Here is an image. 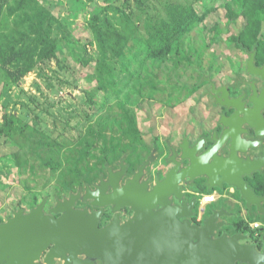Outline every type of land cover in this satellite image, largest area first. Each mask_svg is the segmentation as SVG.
Here are the masks:
<instances>
[{
	"label": "water",
	"instance_id": "obj_1",
	"mask_svg": "<svg viewBox=\"0 0 264 264\" xmlns=\"http://www.w3.org/2000/svg\"><path fill=\"white\" fill-rule=\"evenodd\" d=\"M225 138L231 139V146L240 141L225 129L221 139L213 136L215 144L201 154L202 141L190 147L185 138L170 146L167 161L174 166L155 182L147 170L155 153L128 177L122 158V169L109 166L108 177L102 175L95 189L87 184L85 193L79 189L63 199L56 197L48 211L47 197L29 211L14 210L0 222V264H55L56 259L65 264H91L95 259L128 264L139 262L142 246L143 264H264V235L262 249L249 242L247 232L230 235L224 230L217 235L228 225L229 211L223 204L213 206L202 225L191 221L197 197L189 199L186 188L194 187L198 179H205L208 190L224 192L225 184L235 188L250 211L255 206L264 216V195L257 194L247 179L264 172V157H242L233 148L229 155L222 154ZM89 199L94 206L114 205L111 224L101 228V211L75 207L78 200ZM126 206L134 210L135 222L121 224L120 211Z\"/></svg>",
	"mask_w": 264,
	"mask_h": 264
},
{
	"label": "trees",
	"instance_id": "obj_2",
	"mask_svg": "<svg viewBox=\"0 0 264 264\" xmlns=\"http://www.w3.org/2000/svg\"><path fill=\"white\" fill-rule=\"evenodd\" d=\"M201 1L170 0L159 7L155 0H137V7L142 13H134L132 0H124L121 6L108 4L100 12L90 13L87 26L93 42L89 47L77 41L81 45L77 62L84 66L94 65L93 75L104 91V99L99 104V109L103 110L109 102L118 100L121 117H115L112 125L109 124V115L89 125L87 136L80 141L79 154L73 159L74 167L61 175V196L75 191L77 186L89 181L92 175L98 176L101 171L98 165L86 172L80 170V164L91 155L95 147L96 141L90 137H99L103 142L100 149L102 153L98 157L102 165L105 159L113 158L117 153L126 150L121 147L123 139L130 141L133 152L137 151L139 143H143L136 112L134 107L129 105L133 95L157 98L162 103L176 107L199 87V83L191 86L188 83L170 81L169 87L159 88L158 82L152 81L153 86L144 93L143 72L148 79L149 66H152V69L159 68V63L171 56L177 58L175 68H181L182 64H193L184 44L195 30L201 25L204 26L207 16L218 10V7ZM197 3L201 4V9L196 7ZM226 10L229 20L236 21L241 16L244 19L240 34L231 33L233 39L240 38L241 41L251 44L258 38L264 23V0H228ZM72 30L71 23L55 12L50 2L0 0V76L3 88L20 83L35 69H40L42 74H46L54 59L60 60L59 54L63 52L62 41L71 42ZM212 30L210 41L204 43L201 51L197 53L198 64L193 65L199 66L202 55L225 34V30L218 25ZM190 46L192 52L196 51L195 45ZM145 83L148 85L149 79ZM109 125L118 127L122 134L121 139H108L106 130ZM0 135L18 144L20 149H28L25 158L23 153L22 164H30L32 154L47 148L51 153L43 163L54 173L63 166L62 162L53 160L60 156L66 142L60 146L54 141H47L44 133L15 113L7 110L3 112ZM247 179L257 194L264 195V172L256 173ZM215 190L205 189L204 192L213 194ZM36 202L35 200L34 204ZM251 219L254 222L261 221L258 216ZM236 222L239 226H244L242 231L252 228L243 219Z\"/></svg>",
	"mask_w": 264,
	"mask_h": 264
},
{
	"label": "rangeland",
	"instance_id": "obj_3",
	"mask_svg": "<svg viewBox=\"0 0 264 264\" xmlns=\"http://www.w3.org/2000/svg\"><path fill=\"white\" fill-rule=\"evenodd\" d=\"M42 1L50 2L54 11L71 23L72 40L71 42L62 41L63 52L59 54L60 60L54 59L52 67L46 70V74H42L40 69H35L25 76L20 83L7 88H3V80L0 76V122L3 112L7 110L38 128L46 135L44 138L47 141H54L60 146L66 142L60 156L55 155L57 157L53 160L54 162H62L63 166L59 168L57 173H54L43 163L48 159V154L51 153V150L47 148L32 154L30 164H22L23 153H25V158L28 149H20L18 144L13 143L6 136L0 135V220L2 221H5L7 217L13 214L14 210L20 207L30 210L39 204L44 197L48 198L47 205H51L56 196H61L63 182L61 175L74 167L73 159L79 154L80 141L87 136L86 131L89 125L106 115H109L110 125L113 124L115 117H121L118 100H112L103 110L99 109V104L104 99V91L93 75L95 72L94 65L84 66V64L77 62V59L81 52L79 43L91 47L93 42L92 34L87 26L90 13L100 12L108 4L121 6L124 0ZM155 1L159 7H162L170 0ZM172 1L186 2L187 0ZM227 1H201L204 4L208 3L209 6L218 7V10L207 16L204 26L201 25L186 40L184 47L191 58V62L198 64L197 53L201 51L204 43L210 41L213 36L212 29L218 25L222 30H225L222 38L215 42L207 53L202 55L201 64L199 66H196L197 64H182L181 68H175L177 58L175 56L166 57L159 63V68L152 69V66H149L148 85L145 83L148 82V79L143 72L144 93L153 86L152 81L153 83L158 82L159 88L169 87L170 81L188 83L191 86L198 85V83L202 85L204 84L203 69L213 65L215 70H218L219 63L224 64L223 55L235 53L230 41L231 33L235 34L242 30L244 19L241 16L236 21L229 20L226 13ZM136 2L137 0H132L134 13H142ZM196 7L201 9V4L197 3ZM143 19L145 20V17ZM190 45H195L196 51L192 52ZM157 97L159 96L157 95ZM198 98L199 94H196L190 99L183 100L176 107H171L169 104L160 102L157 98L149 99L141 95H133L129 105L134 107L136 112L142 140L153 148L157 142L160 143L170 138L177 127L185 125L186 129L191 123L195 125L201 114L198 109L199 106L195 107L194 105L195 99ZM205 99L207 100V98ZM110 125L106 130L108 139H121L122 134L118 127ZM90 138L96 141L95 147L91 155L89 154L80 164V170L86 172L89 169H95L98 165V168H101L100 174L105 172L98 159L102 153L100 149L103 142L99 137ZM121 147L126 148V150L117 153L113 157L114 159L128 154L133 149L127 139H123ZM141 149L142 146L139 143L134 154L143 152L141 157L143 159L148 150L140 151ZM147 170L149 171V169ZM98 176L92 175L91 179H96ZM222 192L218 188L215 190L218 195H221ZM35 200L37 202L34 204ZM201 203L202 206L205 205L203 201ZM258 217L262 219V215Z\"/></svg>",
	"mask_w": 264,
	"mask_h": 264
},
{
	"label": "flooded vegetation",
	"instance_id": "obj_4",
	"mask_svg": "<svg viewBox=\"0 0 264 264\" xmlns=\"http://www.w3.org/2000/svg\"><path fill=\"white\" fill-rule=\"evenodd\" d=\"M240 32L235 34L239 35ZM230 41L233 46L232 50H234L235 53L223 55L225 61L223 65L219 63L218 70H215L213 65H209L206 69H203L204 84L199 85V87L189 94L187 98L190 99L196 94H199V98L197 100L195 99L194 105L195 107L199 106L198 109L201 111V114L197 118L195 125L191 123L189 127L185 129V125L182 126L179 124L181 127H177L170 138L160 143L157 142L153 148L143 141L140 151L148 150L147 155L144 156L143 159L141 158L143 152L134 154L135 152L132 153V151H129L128 154H124L117 159L112 157L105 159L102 168L105 169V172H101L96 179L90 178V180L84 182L83 185H79L75 191H70L68 195H62L61 199L68 197L72 192H78L79 189L85 193L87 184L95 189L94 184L99 182L102 175H104L105 178L108 177L107 169L109 166L115 170L122 169L119 164L122 158H124L127 169L126 177H128L132 175L135 170L139 169L151 153H155V160L147 167V169H149V174L153 176V182H155L158 178H164L166 173L174 166L173 163L167 161L171 155L170 146H178L185 138H188L190 147L202 141L201 144L203 145V149L199 152V154H201V152L215 144L213 136H217L218 139H221L225 129H227L229 133H233L234 136H238L240 141L238 140V143L231 146V139H227L230 134L227 135V138L221 142L220 153L229 155L232 151L231 148H233V150L242 157H264V23L262 24V32L251 44L241 41L240 38L237 40L231 38ZM214 86L215 91L213 90ZM205 98H207V100ZM217 99L220 101L219 103ZM205 189L208 190L207 186H205V179H198L194 187L186 188L189 199L197 197V203L194 207L196 215L192 216L191 221L199 225H202L204 219L210 215L211 208L217 206H202V198L208 195L204 192ZM224 192L231 195L233 203L230 204L231 210L229 214L225 215L228 225L220 230L217 235H221L224 230L230 235L238 232H247L250 234L249 242L251 244H258L259 249H262L264 216H262L261 219L262 226L257 229L249 228L246 231H242L244 226H239L236 220L240 221L243 219L246 224L251 226L254 222L251 217L260 216L257 208L253 206L250 211L247 208L246 202L240 198L239 191L231 186L225 184ZM56 197L51 205H46V211L56 203ZM75 207L77 209L101 211L102 213L99 217V226L101 228L111 224L115 217L114 205L111 204L94 206L92 200L89 199L87 201L78 200ZM134 218L135 212L131 207H123L120 211L121 224L133 220ZM52 247L53 245H51L49 249ZM46 253L45 251L44 256ZM80 258L85 259L86 256L80 255ZM133 262L131 261V263L128 264H143V246L139 262ZM89 263L104 264V262L99 259H95ZM55 264H65V262L61 259H56ZM71 264L76 263L71 262ZM78 264H85V262Z\"/></svg>",
	"mask_w": 264,
	"mask_h": 264
},
{
	"label": "crops",
	"instance_id": "obj_5",
	"mask_svg": "<svg viewBox=\"0 0 264 264\" xmlns=\"http://www.w3.org/2000/svg\"><path fill=\"white\" fill-rule=\"evenodd\" d=\"M213 194H215L216 200L214 202H211V203H204L203 202L205 205H212L213 206L215 204L218 207H220L223 204L228 211L231 210L230 204H232L233 201H232V198H231L230 194H228L227 192H222L221 195H218L215 192ZM260 223H261V226H262V222L261 221H260ZM252 224H251V227L253 228Z\"/></svg>",
	"mask_w": 264,
	"mask_h": 264
},
{
	"label": "built area",
	"instance_id": "obj_6",
	"mask_svg": "<svg viewBox=\"0 0 264 264\" xmlns=\"http://www.w3.org/2000/svg\"><path fill=\"white\" fill-rule=\"evenodd\" d=\"M216 200V196L215 194H208V195H205L203 198H202V201L204 203H211V202H214ZM253 228L257 229L261 226V223L256 221L252 224Z\"/></svg>",
	"mask_w": 264,
	"mask_h": 264
}]
</instances>
